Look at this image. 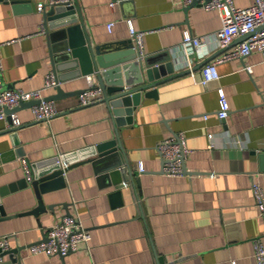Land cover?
<instances>
[{
	"label": "crops",
	"instance_id": "crops-1",
	"mask_svg": "<svg viewBox=\"0 0 264 264\" xmlns=\"http://www.w3.org/2000/svg\"><path fill=\"white\" fill-rule=\"evenodd\" d=\"M41 1L46 3L43 10L38 9ZM49 1L0 0L4 87L42 88L45 95L57 92L56 86L44 85L53 70L44 15L52 5ZM234 1L249 6L255 0ZM74 3L93 43L134 42L132 24L147 30L143 52L136 48L139 55L170 50L176 74L148 88H155V93L145 95L144 90L132 121L122 125L116 124L105 101L80 104V89L89 84L87 74L60 82L73 92L56 98L59 112L50 121L34 119L31 105L16 109L22 120L16 128H9L8 119L0 117V203L7 213H17L0 220V234L9 233L11 242L0 264H256L254 240L264 243V217L251 189L254 181L264 188L262 53L255 50L220 60V76L204 84L202 68L207 62L198 63L222 57L242 39L237 37L228 47L216 45L214 32L222 25L218 9L184 6L181 0ZM110 21H114L111 29ZM187 31L210 37L204 55L198 51L188 55L182 48ZM219 87L230 102L226 119L217 113ZM178 134L190 148L187 172L168 175L157 145ZM113 138L130 162V180L121 187L113 180L102 183L92 162L84 161L65 171L66 186L43 193L46 210L19 214L39 202L27 162L56 161L59 153L83 159L92 146ZM139 161L146 167L143 172ZM65 205L90 230V247L81 243L65 255L31 253L30 244L67 214Z\"/></svg>",
	"mask_w": 264,
	"mask_h": 264
},
{
	"label": "water",
	"instance_id": "water-1",
	"mask_svg": "<svg viewBox=\"0 0 264 264\" xmlns=\"http://www.w3.org/2000/svg\"><path fill=\"white\" fill-rule=\"evenodd\" d=\"M44 15L50 36L53 72L57 81L55 86L58 89L56 93L46 95L48 98L56 99L73 92L63 89L60 85L64 79L96 72L98 82L103 89L101 100L108 103L116 124L122 125L132 121V111L141 101L144 90L145 95L153 94L156 89H148L149 87L176 74L174 55L170 50L141 56L132 39L93 43L80 20L76 3L52 4L44 10ZM208 61L209 58L204 59L197 66ZM84 89H80V92ZM37 102L36 99L23 101L19 106L8 111H16L23 105H32ZM120 148L122 144L117 138H113L92 146L89 151H86V158L76 160L75 154L64 156L69 161L65 166L56 161L32 163L30 165L31 183L39 202L33 209L19 214L46 210L43 193L66 186L65 171L84 161L92 162L102 183L105 181L110 183L113 180L118 187H121L123 182L130 180L133 173L129 160ZM19 153L22 155L24 151L19 150ZM185 170L187 172L186 166ZM24 180L28 183L26 179ZM18 183L22 184L21 181ZM11 187L14 185L11 184ZM3 192L4 189H1V193ZM49 207L53 208L54 205L50 204ZM65 208L67 214H70L69 207L65 205ZM16 214L7 213L4 205L0 203V220ZM43 238H47L46 233Z\"/></svg>",
	"mask_w": 264,
	"mask_h": 264
},
{
	"label": "built area",
	"instance_id": "built-area-1",
	"mask_svg": "<svg viewBox=\"0 0 264 264\" xmlns=\"http://www.w3.org/2000/svg\"><path fill=\"white\" fill-rule=\"evenodd\" d=\"M75 0H50V4L74 3ZM184 6L199 4L207 9H218L221 18V27L214 32L216 45L228 47L237 37H242L239 43L224 52L222 57L207 62L203 68L201 82L207 84L208 81L218 78L220 72L218 62L232 57H243L255 50L262 53V62L264 63V0H255L249 6H238L234 0H181ZM115 5V2H112ZM46 3H38V9L43 10ZM114 21L108 23L111 29ZM45 31V25L42 26ZM131 36L134 39L135 48L143 52L144 35L147 30L137 29L130 25ZM208 35H196L187 31L181 41L182 48L188 53L195 51L199 55L205 54V46L209 42ZM198 51V52H197ZM205 51V52H204ZM189 59V58H188ZM188 67L192 70L193 64L188 61ZM250 68V65L246 66ZM88 86L80 93V104L86 105L103 98V89L98 82L96 72L87 74ZM45 87L57 85L55 74L50 71L45 80ZM219 107L218 116L226 119L230 112V102L227 93L223 87L218 88ZM36 99L37 103L31 105L34 119L50 121L58 112L56 99L48 98L42 88L24 89L22 87H4L0 83V117L8 119V127L15 128L22 124L21 118L17 112L8 111L19 106L23 101ZM212 135V133H211ZM158 149L164 160L163 171L168 175H183L185 170V158L190 150L183 134L169 136L158 143ZM57 163L65 166L67 161L59 153ZM27 175L31 179V168L27 162ZM138 168L141 172L146 170L143 161L138 162ZM256 204L260 215L264 217V188L254 181L251 185ZM47 238H42L30 244L31 253L44 252L46 254L60 253L65 255L76 250L81 243L90 247L92 237L90 230L85 226L79 215L70 213L64 215L60 220L52 223L46 230ZM11 247L10 234H0V263L3 262L4 251ZM254 255L256 264H264V243L260 238L254 240ZM94 264V263H91Z\"/></svg>",
	"mask_w": 264,
	"mask_h": 264
}]
</instances>
